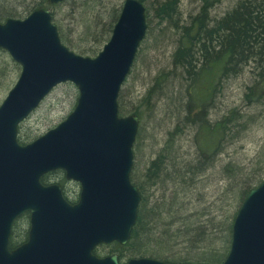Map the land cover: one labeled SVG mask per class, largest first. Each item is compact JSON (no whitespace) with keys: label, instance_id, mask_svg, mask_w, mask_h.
Instances as JSON below:
<instances>
[{"label":"water","instance_id":"1","mask_svg":"<svg viewBox=\"0 0 264 264\" xmlns=\"http://www.w3.org/2000/svg\"><path fill=\"white\" fill-rule=\"evenodd\" d=\"M65 1L50 0L54 6ZM147 32L140 0H125L110 41L96 58L63 45L49 10L0 22V49L21 67L0 107V264H121L118 255L101 258L94 252L114 243L127 246L138 220L141 194L131 175L140 119L120 116L119 96ZM63 84L78 89L74 111L21 145L20 126ZM57 171L80 185L76 205L60 186L42 183ZM25 214L28 240L11 250L13 227ZM126 264L176 263L141 258ZM222 264H264V183L240 207Z\"/></svg>","mask_w":264,"mask_h":264},{"label":"trees","instance_id":"2","mask_svg":"<svg viewBox=\"0 0 264 264\" xmlns=\"http://www.w3.org/2000/svg\"><path fill=\"white\" fill-rule=\"evenodd\" d=\"M140 1L145 4L144 0ZM181 2L182 0H164L155 7L160 23L167 24L178 36L177 48L172 56V67L175 69L174 74L171 71H163L156 77L142 101V106L146 105L152 109V102L158 95L163 94L166 86L179 83L180 91L177 102L180 107L175 111L178 118L183 116L192 131L196 130L197 153L195 163L187 164V168H190L187 175L198 179L205 176L207 171L214 169L217 156L228 154L229 150L241 144L254 129L264 131L261 120L264 116V109L259 113L249 112L255 108L258 109L259 106H264V2L242 0L222 19L212 21L210 12L214 3L203 0L199 13L190 17L186 23H183L180 12ZM51 8L56 9L57 7L53 6L50 0H41L32 12ZM121 9L122 6L109 11V23L106 25L100 18H95L93 23L82 28V35L88 41H93L96 46L95 51L90 50L89 52L92 53L93 58L97 57L109 42ZM52 16L54 17L53 13ZM10 18H18V16L9 12H0V21L5 22ZM58 30L62 33L59 28ZM60 36L63 43L68 42L63 35ZM246 70L249 77L242 88L244 106L226 108L220 119L211 122L208 118L214 110L218 96L222 97L231 83L242 80L247 73ZM123 99L122 94L119 97L120 116L134 114L141 120L140 109L130 108L129 110L125 107ZM178 132V128L170 132L169 138L183 135ZM19 142L27 145L30 143V138L26 135H19ZM171 144L172 142H169V146ZM168 152L169 148L165 147L163 153L148 168L146 177L150 185H158L157 181H160L168 167H171V161L166 157L169 155ZM253 161L248 166L249 173H246V167L241 166L240 162L236 163L232 160L223 167L224 182L221 199L229 201L236 208L231 218L227 217V221H224L218 229L220 235L224 234V247L218 252L211 253V257L200 260L201 264H222L227 258L231 246L232 227L238 210L248 194L264 182V142ZM191 167L194 168L191 170ZM131 179L141 194L137 224L127 246L112 245L114 249L111 250L109 256L118 255L121 264H126L131 259L141 258L161 259L171 263L172 261L161 254L173 248L170 243L174 242L175 237L176 240L180 235L187 238L186 243L190 245H195L199 240L204 244L207 242V229L199 226L193 230L189 226V219L178 218L177 223L175 221L164 223L162 216L165 215L166 207L158 206L159 208L148 209L149 203L143 187L135 183L133 175ZM47 181L46 177L42 179L45 185L48 184ZM177 206L176 200L171 201L170 209ZM184 207V205H179V211L185 210ZM28 224V215L21 217L15 224L10 243L11 250L16 249L26 240L28 231L25 232L22 229L24 226L28 227ZM175 226L178 230L172 231ZM180 226L184 227V232L180 231ZM152 249H158V253L151 251ZM94 253L98 257H106L101 255L99 249Z\"/></svg>","mask_w":264,"mask_h":264},{"label":"rangeland","instance_id":"3","mask_svg":"<svg viewBox=\"0 0 264 264\" xmlns=\"http://www.w3.org/2000/svg\"><path fill=\"white\" fill-rule=\"evenodd\" d=\"M144 1L149 26L147 37L141 45L131 74L120 93V95L123 94L125 107L129 110H131L130 108L132 110L140 109L139 112L142 116L134 146L132 175L135 183L144 189L146 200L149 203L148 209L158 206L166 207V209L163 208L165 209V215L162 216L164 223L168 224L171 221L177 223L178 218H182L189 219V226L193 230L199 226L207 229L208 235L205 244L199 240L195 245H190L186 243L188 242L187 238H183L181 235L178 237L175 234L178 240L175 237L174 242L170 243L173 248L167 249L161 256L176 264L182 263L183 260L186 261L185 263L201 264L200 260L211 257V253L218 252L224 247V234L220 235L218 229L221 228L224 221H227V217L231 218L236 208L229 201L221 199L224 182L222 169L232 160L236 163L240 162L241 166L246 167V173H249L248 166L263 146L264 131L254 129L241 144L229 150L228 154L217 156L214 169L207 171L205 176L198 179L192 178L191 175L188 177L187 171H190V168H187V164L195 163L194 159L197 153L196 130L192 131L183 116L178 118L175 111L176 108L180 107L177 102L180 91L179 83L166 86V90L162 91L163 94L158 95L152 102V109L146 105L142 106V101L156 77L163 71H171L174 74L172 56L177 48L178 40L177 33L170 29L167 24H161L155 12V7L164 0ZM209 1L214 3L210 18L212 21H216L234 10L242 0ZM258 1L264 2V0ZM40 2L41 0H0V12H9L15 14L16 17L18 16V18L10 19L24 20ZM124 2L125 0H66L57 5L56 9L51 8L49 11L54 14L53 23L62 32L59 34L68 41L62 42L63 45L76 55L93 58L92 53L89 52L96 50V46L93 41H88L82 35V28L84 29V26L93 23L95 18H100L105 25L108 24L109 11L111 12L114 8H121ZM202 3L203 0H182L180 12L183 23L188 22L190 17L199 13ZM0 22L4 23V21ZM20 74L21 67L12 60L6 51L0 49V107L15 87ZM248 77L247 72L242 80L239 79L233 84L231 83L229 89L224 93L225 97L224 95L218 96L214 110L208 118L211 122L220 119L226 108L244 106L242 104V88ZM78 98V89L73 84L60 85L47 97L39 109L21 125L20 136H28L31 143L55 129L74 111ZM263 109L264 106H259L258 109L255 108L249 112L251 114L259 113ZM261 120L264 125V116ZM177 128L179 129L178 134L183 135L169 138L168 134ZM169 142H172L170 146ZM165 147L169 148V155L166 157L171 161V167H168L160 181H157L158 185H150L146 177L148 168L163 153ZM192 168L194 167H191V170ZM58 180L61 181V178ZM63 183L68 197L76 200L80 191L77 184L66 181ZM173 200H176L178 206L175 208L173 206L170 209ZM179 205H184L185 210L179 211ZM167 211L171 213L167 214ZM184 215L188 216L185 217ZM22 230L27 232V226H24ZM173 230H178L177 226ZM180 231L184 232V227L180 226ZM162 242L164 243L163 239ZM98 249L101 255L108 257L114 248L111 245L100 246ZM156 250L152 249L151 251L158 253V249ZM156 260L163 261L161 259Z\"/></svg>","mask_w":264,"mask_h":264},{"label":"flooded vegetation","instance_id":"4","mask_svg":"<svg viewBox=\"0 0 264 264\" xmlns=\"http://www.w3.org/2000/svg\"><path fill=\"white\" fill-rule=\"evenodd\" d=\"M63 174V175H62ZM47 179H48V181H47V186H52V185H58V186H60L62 189H63V193H64V195L69 199V201H70V203L72 204V205H76L77 203H78V201H79V195H80V191H79V195H78V198L75 200V199H70L69 197H68V193H67V191L65 190V188L63 187L64 186V181H66V182H70V181H68L67 179H66V177H65V174L64 173H59V172H54V173H50V174H48V175H46L45 176ZM44 177V178H45ZM59 178H61V181H59L58 179ZM70 183H74V184H77V186L79 187V190H80V185L78 184V183H75V182H70ZM28 217H29V224H28V227H27V238H26V240L21 244V245H23L24 243H26L27 242V240H28V236H29V231H30V215H28ZM20 245V246H21Z\"/></svg>","mask_w":264,"mask_h":264}]
</instances>
